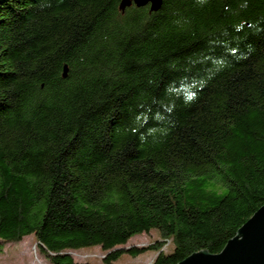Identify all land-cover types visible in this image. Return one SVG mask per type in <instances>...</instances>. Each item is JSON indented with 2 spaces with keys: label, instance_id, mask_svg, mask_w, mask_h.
I'll return each mask as SVG.
<instances>
[{
  "label": "trees",
  "instance_id": "trees-1",
  "mask_svg": "<svg viewBox=\"0 0 264 264\" xmlns=\"http://www.w3.org/2000/svg\"><path fill=\"white\" fill-rule=\"evenodd\" d=\"M121 1L0 0V240L50 264L218 254L264 206V0Z\"/></svg>",
  "mask_w": 264,
  "mask_h": 264
},
{
  "label": "water",
  "instance_id": "water-1",
  "mask_svg": "<svg viewBox=\"0 0 264 264\" xmlns=\"http://www.w3.org/2000/svg\"><path fill=\"white\" fill-rule=\"evenodd\" d=\"M132 4L138 8L149 6L151 12H156L162 0H122L119 9L123 12ZM66 73L67 68L64 66L62 77H66ZM176 264H264V206L237 230L220 253L210 254L203 250Z\"/></svg>",
  "mask_w": 264,
  "mask_h": 264
},
{
  "label": "rangeland",
  "instance_id": "rangeland-1",
  "mask_svg": "<svg viewBox=\"0 0 264 264\" xmlns=\"http://www.w3.org/2000/svg\"><path fill=\"white\" fill-rule=\"evenodd\" d=\"M158 239L156 231L151 230L131 237L124 246L117 248H141L151 245ZM172 246L164 247V251L170 252ZM76 264H104L102 259L105 256L99 247L86 248L67 252ZM157 252L153 249L146 250L136 256L124 253L111 264H152ZM0 264H50L40 253L35 240L31 236L24 237L20 242L10 243L0 240Z\"/></svg>",
  "mask_w": 264,
  "mask_h": 264
}]
</instances>
